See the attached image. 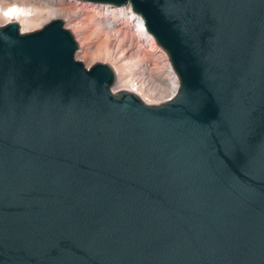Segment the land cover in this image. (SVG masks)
Instances as JSON below:
<instances>
[{"label":"water","instance_id":"water-1","mask_svg":"<svg viewBox=\"0 0 264 264\" xmlns=\"http://www.w3.org/2000/svg\"><path fill=\"white\" fill-rule=\"evenodd\" d=\"M73 1L129 6L178 86L0 24V264H264V0Z\"/></svg>","mask_w":264,"mask_h":264},{"label":"rangeland","instance_id":"rangeland-1","mask_svg":"<svg viewBox=\"0 0 264 264\" xmlns=\"http://www.w3.org/2000/svg\"><path fill=\"white\" fill-rule=\"evenodd\" d=\"M0 5L3 8L13 5L31 8L18 17L0 13V24L16 20L23 32L36 29L53 17L63 18L64 26L72 31L79 45L75 58L81 60L85 67L97 60L111 66L115 73V83L111 86L113 92L119 89L135 91L138 87L133 83V75L139 73L148 74L151 83L160 87L158 91L151 90V94L142 91L140 97L143 101L153 104L169 96L166 88L175 74L174 70L161 48L154 42L142 43L126 20L114 21L112 31L107 30L103 27L101 20L105 15L99 6L73 0H0Z\"/></svg>","mask_w":264,"mask_h":264},{"label":"bare ground","instance_id":"bare-ground-1","mask_svg":"<svg viewBox=\"0 0 264 264\" xmlns=\"http://www.w3.org/2000/svg\"><path fill=\"white\" fill-rule=\"evenodd\" d=\"M13 6L14 7L3 8L0 5V13L4 14L5 12H8L9 10H13L11 16L12 17L13 16L14 17H18L21 12H27L28 13L31 10V8L25 7V5L22 6L21 8H18V6H15V5H13ZM97 6H99V5H97ZM100 9H102L101 13L105 15V19L101 20L102 24H103V27L105 29H107V30L111 29V31H112V29H113L112 23L114 21H117V20H120V19L126 20L127 22H129L132 25L133 32H135L138 35V38L141 40L142 43L148 44V42L149 43L150 42H154L153 36L148 31H146L141 17L138 14L133 13L132 10L130 9V7L121 6V7L102 8V6H100ZM51 11H53V10H51ZM169 66H171L170 63H169ZM139 75L140 76H144V74H139ZM139 79L136 80V77L135 76L133 77V83L137 84V87H138V88L135 89L134 92H136V93H138L140 95L143 94L142 91L147 92V94H151L153 90L151 91L150 88H147V87L143 86L142 82L139 81ZM177 83H178L177 82V75L175 73V74H173V78L168 82V86L166 88V92H167L168 95H172L174 93L175 88L177 86ZM131 91H132V89H131Z\"/></svg>","mask_w":264,"mask_h":264},{"label":"built area","instance_id":"built-area-1","mask_svg":"<svg viewBox=\"0 0 264 264\" xmlns=\"http://www.w3.org/2000/svg\"><path fill=\"white\" fill-rule=\"evenodd\" d=\"M154 44H156L155 43V40H154ZM157 46H159V45H157ZM160 47V46H159ZM161 48V47H160ZM160 48H158V49H160ZM160 51L165 55V57H166V61H168L169 62V59H168V56H167V54H166V52L161 48L160 49ZM165 61V62H166ZM170 63V62H169ZM171 65V64H170ZM173 69V68H172ZM175 72V71H174ZM133 76H135L136 77V80L137 79H139V81H141L142 82V84L145 86V87H147V88H150L151 90H153L154 92L155 91H158V89L160 88V87H157L155 84H153V83H151V80H149V77H148V74H146V75H144V76H140L139 75V73H136L135 75H133ZM177 82H178V78H177ZM177 86H178V83H177ZM177 86H176V88H177ZM175 88V89H176ZM136 93V92H135ZM138 94V93H137ZM139 96H140V94H138ZM172 95H169L168 97H166L165 99H163V100H161V101H157L156 103H159V102H162V101H165L166 99H168L169 97H171Z\"/></svg>","mask_w":264,"mask_h":264},{"label":"snow or ice","instance_id":"snow-or-ice-1","mask_svg":"<svg viewBox=\"0 0 264 264\" xmlns=\"http://www.w3.org/2000/svg\"><path fill=\"white\" fill-rule=\"evenodd\" d=\"M12 11H13V10H9L8 12H5L4 15H6V16H11V15H12Z\"/></svg>","mask_w":264,"mask_h":264}]
</instances>
